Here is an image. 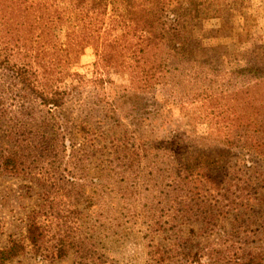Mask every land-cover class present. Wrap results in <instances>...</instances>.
<instances>
[{"label":"rangeland","instance_id":"obj_1","mask_svg":"<svg viewBox=\"0 0 264 264\" xmlns=\"http://www.w3.org/2000/svg\"><path fill=\"white\" fill-rule=\"evenodd\" d=\"M109 2L69 24L65 0H0L5 264H264V0H171L179 54L144 0ZM206 156L212 180L186 171Z\"/></svg>","mask_w":264,"mask_h":264},{"label":"trees","instance_id":"obj_2","mask_svg":"<svg viewBox=\"0 0 264 264\" xmlns=\"http://www.w3.org/2000/svg\"><path fill=\"white\" fill-rule=\"evenodd\" d=\"M110 0H65L63 13H69V18L66 23L72 24L71 19L75 16H79L78 10L80 8H85L89 12H98L101 7L110 4ZM145 4H148L142 11L144 12V17L141 22L140 30L143 32H148L153 29L158 37L162 41L166 42V45L174 51L176 54L186 50V36L189 32V27L186 22L182 20L180 15H175L174 10H171V0H144ZM128 6H131L133 0H125ZM172 14L176 17L173 18ZM82 20V19H81ZM79 26V25H78ZM2 98V97H1ZM50 99V98H47ZM58 98H52L47 102L54 106H59ZM10 158L7 159V166L9 164ZM219 158H213L211 156H206L205 158L199 159L195 157L187 162L186 171L191 172L196 169L202 172L204 178L207 180H212L215 172L219 171L220 165ZM261 201L264 203V195L261 197ZM43 237V229L38 219L35 217L29 218V223L27 225V240L33 246H38L39 242ZM25 251V243L12 240L10 245L5 249L0 251V264H5L21 255ZM58 258L62 259L67 256L68 250L65 246H62L57 250ZM191 263L198 261L200 255L198 253L189 254L187 259H190ZM243 264H262L261 262H256L254 258L249 257Z\"/></svg>","mask_w":264,"mask_h":264}]
</instances>
